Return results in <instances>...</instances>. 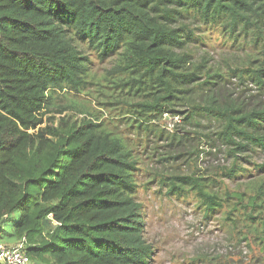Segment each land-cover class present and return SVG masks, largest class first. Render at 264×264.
I'll use <instances>...</instances> for the list:
<instances>
[{
	"label": "trees",
	"instance_id": "obj_1",
	"mask_svg": "<svg viewBox=\"0 0 264 264\" xmlns=\"http://www.w3.org/2000/svg\"><path fill=\"white\" fill-rule=\"evenodd\" d=\"M191 12L257 34L264 59V0H0V240L15 243L8 246L23 241L32 264L150 260L131 151L91 120L43 128L41 116L51 91H79L85 84L86 57L77 41L103 59L119 55V67L142 72L153 90L161 88L164 95L143 108L155 111L177 100V86L197 82L204 70L199 64L186 71L189 56L180 53L192 35L179 19ZM252 73L264 87V61ZM199 112L222 122L217 138L231 156L264 147V109L245 111L213 95L184 121L191 124ZM240 172L234 163L225 176ZM177 181L192 187L207 209L222 207L202 179ZM181 190L171 184V192ZM261 197L262 186L249 206L262 208Z\"/></svg>",
	"mask_w": 264,
	"mask_h": 264
},
{
	"label": "rangeland",
	"instance_id": "obj_2",
	"mask_svg": "<svg viewBox=\"0 0 264 264\" xmlns=\"http://www.w3.org/2000/svg\"><path fill=\"white\" fill-rule=\"evenodd\" d=\"M179 21L192 35L180 51L189 56L185 70L200 64L204 72L197 82L177 86V100L155 111L143 108L164 95L161 88L153 90L151 78L141 77L142 72L119 67V55L103 59L97 49L77 41L86 57L85 84L79 91H51L42 127L91 120L131 151L137 161L142 237L153 251L147 264H264V197L262 208L249 206L260 186L264 191V147L235 158L217 138L223 126L219 119L199 112L191 124L184 121L213 95L245 111L264 109V87L253 82L252 73L264 61L262 40L221 21L205 22L193 12ZM260 128L264 134V120ZM234 163L242 172L228 178ZM181 177L202 179L222 207L207 209L192 187L177 181ZM174 182L180 192H171ZM18 217L14 213L10 219Z\"/></svg>",
	"mask_w": 264,
	"mask_h": 264
},
{
	"label": "built area",
	"instance_id": "obj_3",
	"mask_svg": "<svg viewBox=\"0 0 264 264\" xmlns=\"http://www.w3.org/2000/svg\"><path fill=\"white\" fill-rule=\"evenodd\" d=\"M0 264H32L25 243L22 241L13 246L0 243Z\"/></svg>",
	"mask_w": 264,
	"mask_h": 264
},
{
	"label": "crops",
	"instance_id": "obj_4",
	"mask_svg": "<svg viewBox=\"0 0 264 264\" xmlns=\"http://www.w3.org/2000/svg\"><path fill=\"white\" fill-rule=\"evenodd\" d=\"M0 243H5V244H15L14 242H7V241H4V242H0Z\"/></svg>",
	"mask_w": 264,
	"mask_h": 264
}]
</instances>
